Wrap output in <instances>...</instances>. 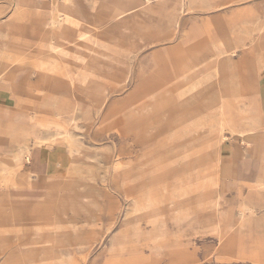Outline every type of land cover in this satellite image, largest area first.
Here are the masks:
<instances>
[{"label":"rangeland","instance_id":"374dc122","mask_svg":"<svg viewBox=\"0 0 264 264\" xmlns=\"http://www.w3.org/2000/svg\"><path fill=\"white\" fill-rule=\"evenodd\" d=\"M30 1L0 0V264H264V0H76L92 50Z\"/></svg>","mask_w":264,"mask_h":264},{"label":"bare ground","instance_id":"6f19581e","mask_svg":"<svg viewBox=\"0 0 264 264\" xmlns=\"http://www.w3.org/2000/svg\"><path fill=\"white\" fill-rule=\"evenodd\" d=\"M57 1V0H56ZM73 1L75 0H63L62 5H56V13H57V18H53L51 20V24L52 26H56L55 24H61L62 27L65 28H71L73 30H84V32L82 31L79 34V39L83 42L84 45L86 46H90L89 49L92 50L94 49L96 46H99L100 43H98L94 38H90V36H92V34H89V31H86L85 29H81V25H82V17L80 16V10L76 3L73 4ZM105 1V0H104ZM128 3H125V5H122V0H110V4H112L114 7H117V15L122 16V15H127V14H131L132 11L137 10L138 8H140L145 2H149L150 0H127ZM69 2H72V5H69ZM37 7H39V5H37ZM110 8V7H109ZM111 9V8H110ZM107 10V9H106ZM109 10V9H108ZM54 11V12H55ZM53 12V14H54ZM110 12V11H109ZM56 15V14H55ZM113 19V18H112ZM168 19V18H167ZM85 21V20H84ZM106 23V22H105ZM107 24V23H106ZM105 27V26H104ZM103 27V28H104ZM85 28V27H84ZM64 36V34H63ZM65 37V36H64ZM62 46V44L59 45H52L51 46V50L56 52L58 48H60ZM60 56L63 57V55L60 54ZM59 56V57H60ZM173 68V67H172ZM174 70V69H173ZM158 78V73H156L155 71L153 73H151V75H149L148 77H146L145 79H143L144 84L143 85H151L154 83V81ZM183 78V77H182ZM97 82V81H96ZM95 82V83H96ZM157 82V81H156ZM98 83V82H97ZM159 83V82H158ZM98 85V84H97ZM97 87V86H95ZM94 87V88H95ZM84 88V87H83ZM98 88V87H97ZM144 88V87H141ZM86 89V87L84 88ZM96 89V88H95ZM97 90V89H96ZM86 92V90H85ZM89 93V92H88ZM150 97L152 99H155L153 102V104L155 105L158 102V97L157 95L151 94ZM145 98V97H144ZM160 98V97H159ZM160 100V99H159ZM148 107V105L143 104L141 105L138 110L139 111H144L146 110ZM134 111V109H133ZM35 149V148H34ZM29 158V157H28ZM219 159V156H218ZM219 161V160H218ZM194 169V165L189 166L188 171H193ZM254 181V180H253ZM262 183L264 184V180H262Z\"/></svg>","mask_w":264,"mask_h":264},{"label":"crops","instance_id":"0c3cea01","mask_svg":"<svg viewBox=\"0 0 264 264\" xmlns=\"http://www.w3.org/2000/svg\"><path fill=\"white\" fill-rule=\"evenodd\" d=\"M34 1V0H33ZM33 1H30V3L31 4H36L35 2H33ZM39 0H36V2L37 3H40V2H38ZM79 1V0H78ZM81 1V0H80ZM29 3V4H30ZM75 3H76V5H79L80 4V2H76V0H75ZM75 3H73V4H75ZM24 4H28V3H24ZM79 10H80V14H81V9L79 8ZM49 14V12L48 13H43V12H38L37 11V14H36V16H32V17H29V18H26V20L25 21H28V22H31V24H34V22L36 23V19L39 17V16H41L42 15V17H45V16H43V15H46V17H47V15Z\"/></svg>","mask_w":264,"mask_h":264}]
</instances>
